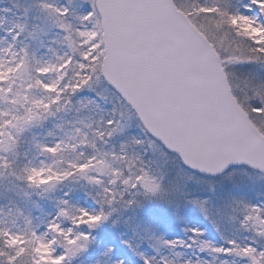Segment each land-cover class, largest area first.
Segmentation results:
<instances>
[{
  "label": "snow or ice",
  "instance_id": "obj_1",
  "mask_svg": "<svg viewBox=\"0 0 264 264\" xmlns=\"http://www.w3.org/2000/svg\"><path fill=\"white\" fill-rule=\"evenodd\" d=\"M0 264H264V0H0Z\"/></svg>",
  "mask_w": 264,
  "mask_h": 264
}]
</instances>
